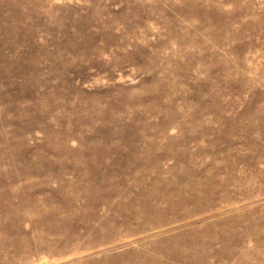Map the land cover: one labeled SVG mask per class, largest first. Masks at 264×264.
<instances>
[{
    "label": "rangeland",
    "instance_id": "obj_1",
    "mask_svg": "<svg viewBox=\"0 0 264 264\" xmlns=\"http://www.w3.org/2000/svg\"><path fill=\"white\" fill-rule=\"evenodd\" d=\"M0 264H264V0H0Z\"/></svg>",
    "mask_w": 264,
    "mask_h": 264
}]
</instances>
